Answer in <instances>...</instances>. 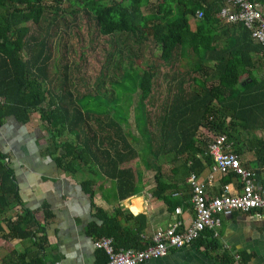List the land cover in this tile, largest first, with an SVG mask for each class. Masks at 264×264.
Masks as SVG:
<instances>
[{
  "label": "trees",
  "instance_id": "trees-1",
  "mask_svg": "<svg viewBox=\"0 0 264 264\" xmlns=\"http://www.w3.org/2000/svg\"><path fill=\"white\" fill-rule=\"evenodd\" d=\"M252 1L264 7V0ZM65 2L68 7H63ZM149 2L52 0L54 13L47 31L59 18L63 28H68L70 24L63 16L68 14L75 22L78 14L84 12L94 19L101 35L129 33L137 39L139 48L158 47L159 59L165 63L171 62L174 54L184 59V63H180L182 72L186 70L194 74L192 85L186 90L182 79L175 80L174 95L158 117L160 144L156 149L149 146L153 134L146 128V114L142 113L141 121L137 122L144 145L136 150L133 146L136 137L125 133L122 121L109 116L101 104L94 108L98 114L94 118L97 130H92L89 125L91 110L87 105L72 98L70 92L57 91V87L49 86L51 53L47 39L56 32L37 40L35 35H28L27 25L28 22L38 25L44 19L43 0H0V127L7 118L25 124L34 113L38 114L47 134L46 150L53 156L57 167L75 173L76 167L79 169L89 163L99 166L103 175L114 181L118 199L134 195L135 177L136 180L142 177L143 173L134 172L130 167L131 161L149 155L145 164L147 168H154L152 197L163 200L173 211L179 205L189 203L190 193L184 191L187 176L191 172L202 173L212 164V159L205 154L210 141L197 138L199 128H205L210 140L215 135L225 134L232 144V151L240 153L233 143L239 129L251 128L260 116H264V77L255 74L256 69L264 66V45L254 41L250 30L241 23H226L218 16L225 0ZM148 5L150 11L144 13L142 8ZM197 10L203 13L198 19L195 18ZM191 17L195 18L193 27ZM53 26L58 28L56 24ZM24 49L28 52L26 58ZM135 61H130L129 70L133 72L123 76V80L129 79L135 90L139 89L142 103L150 95L156 62L142 67L138 65V59ZM209 62L212 63L211 74L205 68ZM197 73L200 78L195 75ZM62 79L66 86L67 75L64 74ZM209 80L212 83L207 85ZM143 108L141 106V111ZM103 116L108 120L106 123L101 122ZM256 143L258 171L264 167V141L260 139ZM160 153L172 155L170 161L174 166L167 178L157 163ZM8 156L5 148L0 147V214L18 201L13 169L6 161ZM231 177L226 176L223 183ZM80 185L92 199L94 180L88 177ZM183 192L186 194L182 195ZM92 205L94 217L99 222L89 224L87 233L90 236L95 239L111 237L117 250H139L149 244L143 237L146 229L143 213L133 215L118 210L115 216H109L102 208ZM44 216L48 219L51 213L44 212ZM131 220L133 225H129ZM0 227L3 240L28 239L36 248L26 261L21 254L22 264H46L40 254L46 238L45 225L40 224L33 210L21 206V212L10 224L6 228ZM212 234L213 231L206 230L194 243L215 247L217 243ZM96 251L99 264H106L105 251ZM215 259L221 264L233 263L227 253Z\"/></svg>",
  "mask_w": 264,
  "mask_h": 264
},
{
  "label": "crops",
  "instance_id": "crops-1",
  "mask_svg": "<svg viewBox=\"0 0 264 264\" xmlns=\"http://www.w3.org/2000/svg\"><path fill=\"white\" fill-rule=\"evenodd\" d=\"M260 9L264 13V7L261 6ZM256 71H260L264 77V66ZM135 124L137 126V122ZM47 142L44 124L36 113L25 124L7 118L0 127V147L5 148L9 155L6 161L13 169L18 193V201L14 206L0 214V226L6 228L15 215L21 212V206L33 210L36 219L45 225L46 238L40 254L46 264H99L96 249L100 248H96L94 242L101 238H110L113 245V240L105 236L95 239L87 233L91 222H99L94 217L95 209L92 204L102 208L109 216H115L118 210L133 215L143 213L146 223L143 237L148 242L154 232L168 228L175 221L182 222L183 227L191 223L193 214L189 203L179 205L181 211L175 214L174 210L167 208L163 200L152 197L153 186H143L144 183L136 180V177L135 194L118 199L114 181L103 175L99 166L89 163L79 169L76 167L75 173L62 171L46 150ZM59 152L58 150L57 153ZM236 154L242 166L257 169L256 157L245 158L242 149ZM130 167L134 172L143 173L136 159L131 161ZM209 169L210 167H207L202 174ZM257 173L259 180L263 182L264 170L261 168ZM88 177L94 180L92 199L80 185V182ZM224 178H217L206 191L210 194L218 193L224 184ZM229 183L236 186L238 179L233 178ZM184 191L190 193L187 184ZM185 192L182 195L186 194ZM44 212H50L51 216L45 219ZM260 214L256 216L253 212H234L231 215H223L220 217V228L216 230L218 236L214 237L217 243L215 247L192 243L145 264H221L215 257L223 253L232 257V264H264V211ZM130 224L133 225L134 222L131 220ZM1 234L0 231V264H22L21 254L25 256L26 261L36 252L30 240L5 241ZM223 247L228 250H223Z\"/></svg>",
  "mask_w": 264,
  "mask_h": 264
},
{
  "label": "rangeland",
  "instance_id": "rangeland-1",
  "mask_svg": "<svg viewBox=\"0 0 264 264\" xmlns=\"http://www.w3.org/2000/svg\"><path fill=\"white\" fill-rule=\"evenodd\" d=\"M150 1L156 2V0ZM151 2L149 4H152ZM43 3L44 19L38 25L32 22H28L27 25L29 26L28 35H35L37 40H40L45 34L56 32L52 36L48 35L47 39L51 53V60L48 63L49 86L57 87V91L70 92L72 98L79 99L80 103L87 105V108L91 110L89 114L92 117L89 122L92 130H97V122L94 118L98 114L94 108L101 104L109 116L119 119V122L122 121L125 133L128 132L136 137L137 140L133 143L136 150H140L144 144L135 122L139 123L142 119V113L146 114L144 116L146 128L153 134L149 146L152 150L156 149L157 145L160 144L158 117L163 113L164 108L167 107L174 95L175 80L182 79L184 81L183 87L186 90H189L192 85L191 77L194 74L190 72L189 74L186 70L182 72L183 67L180 63H184V59L174 54L175 58L171 62L165 63L159 59L158 47L151 48L147 45L143 49L139 48L137 39L129 33L101 35L94 19L84 12L78 14L75 22L72 21V16L65 14L63 17L70 24L68 28H63L62 24L59 23L61 22V18H59L55 22L58 28L55 29L53 26L55 24H53L47 31L48 23H51L49 21H51L54 12L52 0H43ZM63 7H68L66 2ZM149 8V5L144 6L142 11L147 13L150 11ZM194 19L190 18L191 27L194 26ZM27 54L28 52L24 49L23 56L25 58L28 56ZM137 59L138 65L142 67L156 62V74L153 78L150 95L142 103L139 100V89L135 90L129 79L123 80V76L131 75L133 72L132 69L129 70L130 61L132 60L134 63ZM205 65L206 70L211 74L212 63L209 62ZM255 72L257 77L262 76L260 71ZM64 74L68 78L66 86L61 81ZM195 75L200 78V73ZM172 77H175L174 80ZM211 83L212 81L209 80L207 85ZM141 106H144L142 111ZM103 117L101 122L106 123L108 120L105 116ZM142 125L144 124L142 123ZM141 129L144 130L143 127ZM206 134L204 127H201L197 132L199 139L210 141V137H207ZM260 139L264 141V116H260L251 128H240L233 143L242 149L245 158L251 159L256 157V142ZM147 148L149 149V147ZM149 157V155L142 157L137 161V164L143 171L140 182L144 183L143 186H153L154 188L155 184L152 180L154 168H147L145 164V159ZM171 157V154L164 156L160 153L157 158V163L166 178L171 175V168L174 166V163L170 161ZM6 263H8L7 260Z\"/></svg>",
  "mask_w": 264,
  "mask_h": 264
},
{
  "label": "built area",
  "instance_id": "built-area-1",
  "mask_svg": "<svg viewBox=\"0 0 264 264\" xmlns=\"http://www.w3.org/2000/svg\"><path fill=\"white\" fill-rule=\"evenodd\" d=\"M260 8L252 0H225L218 16L226 23H241L250 30L254 41L264 45V13ZM202 16V11L195 12V18ZM231 146L225 134L215 135L205 152L212 159L210 169L205 174L191 172L187 176L189 204L193 214L188 226L183 227L182 222L175 221L168 228L154 232L149 244L139 250H117L110 238H101L94 242V246L105 251L106 264H145L167 255L172 250L191 245L206 230L213 231L212 236L217 237L216 229L221 225L220 217L231 215L232 212H253L260 216L264 211V181L259 180L256 170L241 165L239 156L232 151ZM226 176L238 179V185L229 183L230 179L221 186L218 193L210 194L206 191L217 178ZM180 211V207L174 209L175 214ZM223 250L228 248L223 247Z\"/></svg>",
  "mask_w": 264,
  "mask_h": 264
}]
</instances>
